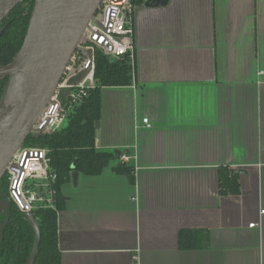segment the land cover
Here are the masks:
<instances>
[{"label": "crops", "instance_id": "1", "mask_svg": "<svg viewBox=\"0 0 264 264\" xmlns=\"http://www.w3.org/2000/svg\"><path fill=\"white\" fill-rule=\"evenodd\" d=\"M134 26L133 83L102 88L96 130L120 157L62 186V264H264V0H170Z\"/></svg>", "mask_w": 264, "mask_h": 264}, {"label": "trees", "instance_id": "2", "mask_svg": "<svg viewBox=\"0 0 264 264\" xmlns=\"http://www.w3.org/2000/svg\"><path fill=\"white\" fill-rule=\"evenodd\" d=\"M146 0H132L134 7L142 6ZM36 0H22L3 21L2 28L9 24L0 35V65L10 63L21 49L29 26ZM95 86L79 103L65 99L68 110L66 123L52 133L30 135L25 145L40 146L49 150L51 168L57 175L53 184L56 189L55 208L34 210L39 224L41 241L35 250L34 264H62L59 248L58 213L66 207L62 186L70 181L77 171L86 175H99L118 153L100 151L96 148L95 122L101 119V90L105 86H127L133 83V69L127 59H109L100 51L96 52ZM8 78L0 79V101L7 86ZM118 171L134 180L133 167L123 165ZM240 185L237 174L221 170V192L237 194ZM8 197V180L5 175L0 181V200ZM5 214L0 217V264H27L33 253L35 229L27 217L12 203L8 224ZM208 234L205 230L184 229L180 232L182 249H198L206 246Z\"/></svg>", "mask_w": 264, "mask_h": 264}, {"label": "water", "instance_id": "3", "mask_svg": "<svg viewBox=\"0 0 264 264\" xmlns=\"http://www.w3.org/2000/svg\"><path fill=\"white\" fill-rule=\"evenodd\" d=\"M104 0H36L29 21L23 45L14 59L0 65V79L8 78L7 86L0 101V181L6 175L14 154L22 148L30 135H42L45 129L36 124L44 114L58 85L66 75L68 65L77 51H82L91 61L96 59V51L83 49L87 41V28L91 22L101 24L97 17ZM170 0H146L142 6H164ZM22 0H0V28L3 21ZM5 25L0 35L7 29ZM109 59H112L109 57ZM90 68L79 66L68 84L78 85ZM71 89L64 92L69 98ZM101 122H95L98 130ZM120 153V152H116ZM75 171L72 176L78 175ZM11 201L0 200V217L5 214L8 224ZM35 229L33 253L27 264H34L35 250L41 241V232L34 212L25 213Z\"/></svg>", "mask_w": 264, "mask_h": 264}, {"label": "built area", "instance_id": "4", "mask_svg": "<svg viewBox=\"0 0 264 264\" xmlns=\"http://www.w3.org/2000/svg\"><path fill=\"white\" fill-rule=\"evenodd\" d=\"M134 10L132 0H104L101 5L102 23L91 22L87 28V41L83 49L100 51L112 59H127L134 72L136 60ZM81 55V63L77 55ZM90 68L86 78L78 85L68 84L75 70ZM96 59L91 62L82 51H77L68 65L66 75L58 85L52 102L38 120L36 127L45 129L44 133H52L60 129L67 121L68 110L64 105V92L71 89L69 100L79 103L87 95L88 89L95 86ZM146 127L152 123L143 119ZM126 154L121 155L123 162L129 161ZM10 168L6 172L8 180V197L11 203L23 212H34L42 208H55L56 189L53 184L57 175L51 168L49 150L40 146L24 145L11 159ZM264 214V210H262ZM256 223H251L254 226Z\"/></svg>", "mask_w": 264, "mask_h": 264}, {"label": "rangeland", "instance_id": "5", "mask_svg": "<svg viewBox=\"0 0 264 264\" xmlns=\"http://www.w3.org/2000/svg\"><path fill=\"white\" fill-rule=\"evenodd\" d=\"M97 17H98V18H102V13H101V11L98 12Z\"/></svg>", "mask_w": 264, "mask_h": 264}, {"label": "flooded vegetation", "instance_id": "6", "mask_svg": "<svg viewBox=\"0 0 264 264\" xmlns=\"http://www.w3.org/2000/svg\"><path fill=\"white\" fill-rule=\"evenodd\" d=\"M77 57L79 58V64H80V63H81V60H82V59H81V55L78 54Z\"/></svg>", "mask_w": 264, "mask_h": 264}]
</instances>
